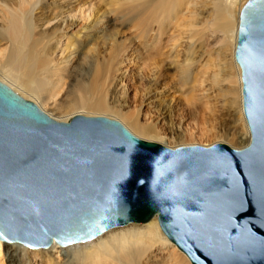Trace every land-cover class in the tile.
Here are the masks:
<instances>
[{
  "label": "water",
  "instance_id": "obj_1",
  "mask_svg": "<svg viewBox=\"0 0 264 264\" xmlns=\"http://www.w3.org/2000/svg\"><path fill=\"white\" fill-rule=\"evenodd\" d=\"M249 143L168 147L103 115L56 120L0 81V240L48 248L157 218L191 264H264V0L239 12Z\"/></svg>",
  "mask_w": 264,
  "mask_h": 264
},
{
  "label": "bare ground",
  "instance_id": "obj_2",
  "mask_svg": "<svg viewBox=\"0 0 264 264\" xmlns=\"http://www.w3.org/2000/svg\"><path fill=\"white\" fill-rule=\"evenodd\" d=\"M48 1L0 0V37L8 43L0 58V81L19 95L56 120L67 121L76 114L106 115L120 120L141 139L171 147L153 125L141 123L139 114L129 117L122 110L130 90L127 80L134 71L145 104L158 102L164 116L171 117L177 106L170 84L194 111L204 102H214L210 114L221 127L223 139L219 141L233 148V142L242 147L249 143L241 70L235 60L240 12L236 7L244 0H207L210 11L219 17L215 25L220 31L207 23L196 28V12L191 10L188 22L177 23L182 31H172L165 40V28L196 0H167L156 6V0ZM201 4L207 6L206 0ZM127 20H138L135 32L119 47L113 40V27ZM209 31H223L228 55L226 63L207 70L201 50L209 44ZM110 40L111 51L105 53ZM140 79L148 83L145 90L139 86ZM43 82L58 89L59 102L38 99ZM222 88L224 93L217 98ZM118 227L72 247L53 242L48 248L32 249L1 240L2 260L6 264H189L187 256L162 232L156 217L140 225Z\"/></svg>",
  "mask_w": 264,
  "mask_h": 264
},
{
  "label": "rangeland",
  "instance_id": "obj_3",
  "mask_svg": "<svg viewBox=\"0 0 264 264\" xmlns=\"http://www.w3.org/2000/svg\"><path fill=\"white\" fill-rule=\"evenodd\" d=\"M203 1L196 0L194 3L195 5H193V6L189 5L190 4L189 3L188 7L186 9L187 12H185L182 16H179L177 22L173 21L174 23L173 22L170 23V25L165 28V30H164L165 33L162 36L163 40L167 39L168 35L172 31L175 32L176 34H178L182 31V26L178 25L177 23H178V21L183 22L186 20L188 22V20L191 19L189 16V12L191 10H192L191 12H194V13L196 12V14L194 15L195 17H193L195 24L197 23L196 28L199 29L201 27V25L203 27L205 25V23H207V24H211L213 26V28H216L219 30V28L215 25V24H218L220 22L219 17L215 13L210 11L211 8H210V6H208L209 3L207 2V0H206L207 6L204 4H201V2H203ZM50 2L51 1L49 0L48 3H50ZM68 2H73V0H69ZM166 2H167V0H156V3L154 5L156 6V5L166 3ZM184 2H185V0H184ZM198 2H199V4H198ZM245 2H246V0H244L241 5L236 7L237 12L240 11L241 7L243 6V4ZM192 3L193 2H191V4ZM197 4H198V6H197ZM200 10H202V11H200ZM137 21L138 20L122 21L121 23H123V25L113 27L114 32H115V34L113 36V40H114V42L118 43L119 47L126 44L128 42V40L130 39V37L134 35L135 26H136ZM153 29H155L154 26H153ZM188 31H189V29H188ZM219 31L218 32L209 31V33H208V37L210 39L209 44L205 49L206 51L204 49L201 50L203 55H204V59L206 60V63L208 64L207 70L213 68L217 64L226 63V61H227L226 56L228 55V43L225 42V40H224V39H227V37L223 36V31H221V32H219ZM112 44H113V41L110 40L105 45V47H104L105 53L106 52L109 53L111 51ZM6 50H8L7 40L0 37V54H1L0 58L2 56V53H4ZM206 53H207V56H206ZM2 60H4V59H2ZM205 60L202 61V63L205 62ZM133 73H134V71L131 72V76L127 80L130 90L127 93L126 101H125L124 106L122 108L123 112L127 116L135 117L137 114H139L141 116V118L139 119L141 121V123H143V124L149 123L150 125H153L160 132V136L163 137V141L168 143V145H170L171 147H174L175 145L180 146V145H184V144L209 146V145L217 143V142L224 143L222 141H219V140L223 139V136L221 135V133L219 131L221 129V127L217 121H215L211 118V114H210L211 113L210 110L214 108V105L211 106V104H213L214 102L213 103L211 102V104H210V102L209 103L204 102V104L201 105V107H199L198 110L194 111L191 108H189L187 105L184 104V98L182 96H180V94L178 92H176L173 89V87H171V85L169 84L168 88L170 90V93H172V95L175 97V100H176L175 105H177V106L173 110L171 117L164 116V113H165L164 107L162 105H160L158 102H156V104H153V105L145 104V102L142 98V93H141L140 89L138 88L137 77H135V75ZM171 79L173 80V77H171ZM43 83L45 85L42 84L40 91L38 92V95H36L38 97V99H40L44 102H47L48 104L59 102L60 100L57 97V95L59 96V94L57 93L58 89L56 87H54L53 84L50 82H49V84H48V82H43ZM147 84H148L147 82L140 79L139 86L142 90L146 89ZM223 90H224V88H222V91L218 94L217 98L222 97L221 95L224 93ZM213 101H215V100L213 99ZM62 114H64V113H60V114L58 113V116L64 117L65 114L64 115H62ZM55 115H57V114H55ZM103 116H106V115H103ZM55 117H57V116H55ZM106 117H109V116H106ZM109 118H112V117H109ZM112 119H116V118H112ZM116 120H118V119H116ZM118 121H120V120H118ZM129 131L131 133H133L131 130H129ZM137 137H139V136H137ZM142 139H144V138H142ZM144 140H147V139H144ZM149 141H151V140H149ZM152 141L161 143L157 140H152ZM233 145L236 148H242L241 144H239V143L233 142ZM175 147H177V146H175ZM128 225H140V223H130V224H127L125 226H128ZM119 228L120 227H115L114 229H119ZM111 230H113V229H111ZM1 243L5 244V242H3V241H1ZM79 244H85V243H79ZM79 244H76V245H79ZM72 246H74V245H71V247ZM69 247L70 246L61 247V248L65 249V248H69ZM25 248H27V247H25ZM27 249L31 250L29 248H27ZM3 255H4V250H3V245H1L0 246V264H2V263L6 264V262H4V260H2ZM189 264H191L190 261H189Z\"/></svg>",
  "mask_w": 264,
  "mask_h": 264
}]
</instances>
